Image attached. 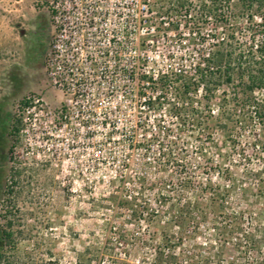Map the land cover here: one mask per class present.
I'll return each instance as SVG.
<instances>
[{
    "label": "rangeland",
    "instance_id": "obj_1",
    "mask_svg": "<svg viewBox=\"0 0 264 264\" xmlns=\"http://www.w3.org/2000/svg\"><path fill=\"white\" fill-rule=\"evenodd\" d=\"M54 1L0 0L1 264H264V123L245 103L262 94L236 75L201 85L205 0H142L138 30L90 50L133 83L111 76L69 109L48 76ZM242 12L232 0L251 45Z\"/></svg>",
    "mask_w": 264,
    "mask_h": 264
},
{
    "label": "built area",
    "instance_id": "obj_2",
    "mask_svg": "<svg viewBox=\"0 0 264 264\" xmlns=\"http://www.w3.org/2000/svg\"><path fill=\"white\" fill-rule=\"evenodd\" d=\"M145 8L142 0H55L50 3L54 36L47 61L48 76L53 88L68 97L63 102L64 108L76 106L97 87L102 90L111 76H122L124 82L133 83L132 77L137 74L128 68L119 69V60L109 50L116 44V38L107 33L111 27L135 31V24L140 26V10ZM149 27V32L153 33L154 27ZM147 32L148 29L143 31ZM131 38L129 35L128 39ZM93 46L109 49L94 54L90 51ZM157 78L158 73L153 75V79Z\"/></svg>",
    "mask_w": 264,
    "mask_h": 264
},
{
    "label": "trees",
    "instance_id": "obj_3",
    "mask_svg": "<svg viewBox=\"0 0 264 264\" xmlns=\"http://www.w3.org/2000/svg\"><path fill=\"white\" fill-rule=\"evenodd\" d=\"M232 0H205L203 3L204 16L214 18L211 49L204 57L203 69L198 67L201 85L205 86L208 94L210 78L216 76L225 84L232 83L236 75L237 85L250 95L255 91L262 94V98L247 96L249 107L254 108L257 120L264 123V0H238L243 10L242 14L249 21L248 39L251 45L243 44L237 39L238 28L230 22V4ZM177 8H184V3L177 2ZM218 28L225 31L222 36L217 35ZM260 42L257 43V38ZM4 120L0 124V193L2 191L3 161L5 150ZM0 233V248L3 241L8 239ZM167 246V245H166ZM168 247V246H167ZM1 260V255H0ZM1 264V262H0ZM76 264H82L80 262Z\"/></svg>",
    "mask_w": 264,
    "mask_h": 264
}]
</instances>
